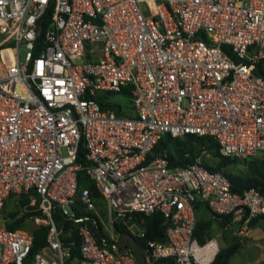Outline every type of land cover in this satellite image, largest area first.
I'll use <instances>...</instances> for the list:
<instances>
[{"label": "built area", "instance_id": "1", "mask_svg": "<svg viewBox=\"0 0 264 264\" xmlns=\"http://www.w3.org/2000/svg\"><path fill=\"white\" fill-rule=\"evenodd\" d=\"M0 48V211L25 194L38 211L28 218L46 226L31 252V235L0 217V264H64L52 216L74 215L75 198L111 246L96 243L88 216L75 218L76 264H139L113 247V222L143 240L147 262L209 264L219 247L194 234L199 205L240 235L264 215V194L232 191L202 165L204 147L183 166L152 154L165 134L209 137L239 160L264 151V0H0ZM125 87L129 114L95 100ZM79 171L106 225L88 189L76 193ZM153 211L167 222L163 242L144 240L132 218Z\"/></svg>", "mask_w": 264, "mask_h": 264}, {"label": "trees", "instance_id": "2", "mask_svg": "<svg viewBox=\"0 0 264 264\" xmlns=\"http://www.w3.org/2000/svg\"><path fill=\"white\" fill-rule=\"evenodd\" d=\"M257 74L264 76L263 72L256 71ZM127 88H122L118 94L127 97ZM116 93H104L102 95H96L95 100L98 102L101 108H110L117 114H123V109L119 103L115 102L112 97ZM111 95L110 98H108ZM204 147L208 153H210L216 160L214 165H210L202 160V165L209 170L220 171L229 181V187L234 192H240L242 189L255 188L261 194H264V152L259 156L254 155L243 160H239L232 157H226L219 153L218 146L209 137H197L191 134H185L182 136L172 137L168 134L163 135L160 140L154 145L152 149L153 155H162L167 160L168 167L183 166L189 163L192 158ZM231 162H242L245 165V170L240 174H233L228 170H222V168ZM85 187L89 191V195L94 201L101 199L96 192L93 183L84 175L82 171L77 173V190ZM20 205H24V210L17 218H13L14 214L8 213L6 217H3V226L8 230H16L22 228L24 219L38 214V211L32 210L35 206L28 205V198L25 194H19ZM79 208L76 209L75 214L72 216H62L58 212H55L52 219L55 225L61 226V242L69 249L68 259L64 264H76L78 259V237L76 234V221L75 218L80 216H88L86 220L92 231L93 237L99 246H105L111 248L110 240H108L106 232L103 229L102 224L97 220L95 215L90 211H84L82 204L78 198H75ZM102 200V199H101ZM4 207V204H3ZM2 207V209H3ZM10 218V219H8ZM132 218L144 229V240H154L163 242L165 239V228L167 225L166 220L157 211H153L149 214H133ZM218 223L226 224V218L221 217L218 219ZM258 220L264 222V215L254 217L249 220L248 226H252ZM223 221V222H222ZM209 225V221H201L199 218L196 222L195 236L199 242H203L206 235V229ZM223 225V226H224ZM113 230L117 233L127 232L126 228L121 222H113ZM232 226V225H229ZM234 226V225H233ZM32 237L31 252L37 251L45 244L46 226L36 225L27 230ZM223 232V231H222ZM135 243L139 248L141 256H144L145 245L142 239L136 238ZM241 246V241L234 235H231L230 241L225 246H219L218 250L214 254L209 264H229V258L238 251ZM174 264L170 259H158L155 261L147 262V264Z\"/></svg>", "mask_w": 264, "mask_h": 264}, {"label": "rangeland", "instance_id": "3", "mask_svg": "<svg viewBox=\"0 0 264 264\" xmlns=\"http://www.w3.org/2000/svg\"><path fill=\"white\" fill-rule=\"evenodd\" d=\"M4 49H6V48H4ZM19 51H20V54L22 55L24 52L23 46L19 47ZM112 99L115 102L120 104V106L123 109L122 110L123 114H129L130 113V106H129L128 98L126 96H123L121 94L116 93L115 95H113ZM263 152L264 151L256 152L254 154V156L257 158ZM215 160L216 159L210 153H208V155L205 157V161L210 165H214ZM222 170H228L229 172H231L233 174H240L243 172V170H245V165L242 162H231L228 165L224 166L222 168ZM20 197L21 196L16 195V194L10 195L7 197V199L4 202V207L2 206L3 209L1 208V211H0V217L1 218L6 217L7 214L10 213V214H14V216L12 218V220H13L14 218H17L21 214V212L24 210L25 204L20 205V202H19ZM93 201H94V199H93ZM94 204H95V211L97 212L101 222L104 225H106V223L104 221L106 210H105V206H104L103 201L101 199H96L94 201ZM205 214L207 216V220L209 222H211L210 226L208 227V233H206V235H205L206 237L216 236V234L219 231H223V232L232 231L233 235L236 236L239 240H241L240 248L229 259L230 264H238V263H241L242 261L247 262L249 264L261 263V260L263 259V256H264L263 255L264 253L261 249L258 248L257 245L251 244V240H252L251 238L246 239V236L248 233L242 234V235H240V234L237 235V233H236L237 228H235V226H233L232 224H229L232 226L223 227L224 222L222 221L223 223H221V224L218 223L219 220L216 217L212 216L208 211L206 213L204 211H200L198 213V217H200L202 220V218L204 219ZM8 219H10V218H8ZM227 221L228 220L226 219L225 223H227ZM33 226H36V223L34 222L33 218H26V219H24V221L22 223L21 230L28 232L27 230ZM260 226L264 227V224L261 222ZM248 228H249V226H248ZM259 233H261L260 235L262 236L263 232L260 231ZM254 250H257V252H258L255 256L253 255Z\"/></svg>", "mask_w": 264, "mask_h": 264}, {"label": "crops", "instance_id": "4", "mask_svg": "<svg viewBox=\"0 0 264 264\" xmlns=\"http://www.w3.org/2000/svg\"><path fill=\"white\" fill-rule=\"evenodd\" d=\"M200 211H204L206 213L208 210L204 206L199 205L198 209H197V212L199 213ZM199 219L201 220L200 217H199ZM201 221H208L206 214H205L204 219L202 218ZM260 221L264 224V222L262 220H258L252 226H249V228L247 229L245 234L248 233L247 236H246V239H250L251 238L252 239L251 240V244L252 245H257L258 248L261 249L263 251V253H264V227L260 226V223H261ZM210 223L211 222H209L208 227L210 226ZM208 227L206 229V233H208ZM260 231L263 232L262 236L260 235L261 233H259ZM231 235H233L232 231H229V232L219 231L216 234V236H213V237L216 239L218 246H225V245H227L229 243ZM210 237H212V236H210ZM207 238H209V237H207ZM207 238H205V239H207ZM257 253H258L257 250H254L253 255L255 256ZM146 263H147V261H146ZM158 264H161V263H158ZM229 264H230V262H229ZM238 264H249V263L242 261L241 263H238ZM259 264H264V256H263V259L261 260V263H259Z\"/></svg>", "mask_w": 264, "mask_h": 264}, {"label": "water", "instance_id": "5", "mask_svg": "<svg viewBox=\"0 0 264 264\" xmlns=\"http://www.w3.org/2000/svg\"><path fill=\"white\" fill-rule=\"evenodd\" d=\"M113 247L116 249L129 247L139 264H147L139 252L134 237L127 232L118 233V238L113 242Z\"/></svg>", "mask_w": 264, "mask_h": 264}, {"label": "bare ground", "instance_id": "6", "mask_svg": "<svg viewBox=\"0 0 264 264\" xmlns=\"http://www.w3.org/2000/svg\"><path fill=\"white\" fill-rule=\"evenodd\" d=\"M6 50H9L8 48L4 49V48H0V54L3 52V51H6Z\"/></svg>", "mask_w": 264, "mask_h": 264}]
</instances>
